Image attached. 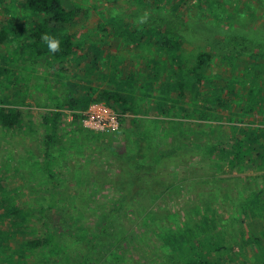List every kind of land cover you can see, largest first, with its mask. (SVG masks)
I'll return each mask as SVG.
<instances>
[{"label": "rangeland", "instance_id": "rangeland-1", "mask_svg": "<svg viewBox=\"0 0 264 264\" xmlns=\"http://www.w3.org/2000/svg\"><path fill=\"white\" fill-rule=\"evenodd\" d=\"M154 1L149 6L148 0H144L139 7L136 0H72L81 19L52 35L70 32L76 46L82 50L104 35L106 22L116 18L129 21L132 27L148 25L177 36L186 44L181 53L187 59L190 54L212 53L206 72V79L215 82L211 91L231 92L233 89L235 97L230 103L233 107L223 117L217 116L211 123L194 127L191 117L182 114L181 118H185L174 119L173 127L169 124L171 132L176 134L179 127L184 131L185 141L190 139L205 146L222 141L215 130L226 136L227 126L242 128L246 124H261V118L248 119L242 109L258 104L255 81L264 82V0ZM21 2L0 0V30L9 26L19 31V36L9 40H2L0 36V106L11 108L21 116L15 129L0 126V185L13 191L28 213L33 235L41 236L48 230L67 256L76 257L86 252L96 264H170L166 261L170 246L162 236L188 232L192 237H200L203 235L202 228L198 229L200 221L216 217L217 230L230 241L231 253L236 257L234 264H241L243 258L251 256V248L247 245L243 250L241 239L244 234L246 237L254 235L257 226L249 223L260 224L264 220L243 222L234 206L260 193L264 215V169L248 171L245 167H236L231 170L227 164L218 165L187 148L160 167L148 169L144 173L149 180L146 184L126 189L121 184L125 179L122 160L126 149L123 145L132 141L121 134L119 119L111 110L93 103L86 110H63L61 126L54 134L50 158L45 164L44 134L51 131L43 126L41 118L45 112L57 111L54 107L63 102L65 86L48 61L37 55L36 47L28 46V37L35 29L37 31L35 26L39 18ZM45 43L42 41L36 46L45 50ZM97 43L106 52L98 57L96 73L100 82L92 95L99 89L111 87L109 80L113 72H117L115 79L123 75L120 72L125 59H122L123 51L108 49V45H115L112 41ZM151 44L144 43L129 56L138 53L144 59L155 60L152 56L160 50H154V44L150 49ZM138 69L139 64L134 63L130 71ZM257 70L262 73L258 78ZM77 74L85 78L89 68L82 66ZM125 77L121 87L127 91L130 87ZM127 97L131 99L133 95ZM188 108L186 106L185 111ZM144 111L145 114L131 118L125 126L129 129L137 126L156 139L161 125L156 119L160 115L156 111ZM74 115L80 118L75 120ZM89 132L98 133L101 138L91 141ZM178 138L174 141L176 147L182 145ZM158 147L169 151L164 143L160 142ZM252 175L257 176L256 183L260 187H227V194L219 190L220 187L192 183L211 176L229 179ZM180 181L183 182L179 186L193 187L190 193L188 189L165 193L160 186ZM124 194L123 207H116ZM107 217L112 219L107 224L111 232L109 238L99 234L102 218ZM123 238L129 241L122 242ZM107 241L114 242L109 250L102 247ZM114 257L117 262H113ZM51 261L46 251L38 250L30 255L28 264H53Z\"/></svg>", "mask_w": 264, "mask_h": 264}, {"label": "trees", "instance_id": "trees-1", "mask_svg": "<svg viewBox=\"0 0 264 264\" xmlns=\"http://www.w3.org/2000/svg\"><path fill=\"white\" fill-rule=\"evenodd\" d=\"M136 2L139 7H142L144 0H136ZM154 2V0H148V5L151 6L150 4H154ZM21 3L26 10L39 18L35 26L37 31L35 29L34 33L28 37V46L36 47L37 55L48 61V65L54 73L62 77V83L65 86L63 102L54 107L57 111L45 112L41 118L43 126L51 131H46L44 134L43 158L45 164L50 158L51 148L55 140L54 134L61 126L63 110L78 108L86 110L88 105L93 103L103 104L111 110L119 119L121 134L132 141L123 145L126 149L122 160L125 179L121 184L126 189L146 184V181L149 180L144 173L148 169L154 170L160 167L163 162L170 160L172 156H177L183 149L187 148L190 151H198V156L212 159L218 165L227 164L231 170L236 167L241 169L245 167L248 171H262L264 169L263 81H255L258 88L256 89L258 93L256 102L258 104L249 105L248 109L243 106L242 109L244 110L242 114L248 119L261 118V124H246L242 128L237 125L227 126L229 133L226 136H221L222 131L215 130L214 133L220 135L222 141L200 146L190 139L185 141L183 139L184 131L179 127L176 129V134H173L169 124L173 127L175 123L172 121L174 119L189 116L191 117V126L199 127V125L211 123L212 120L217 119V116L223 117L224 113L233 107L230 104L235 97L233 89L231 92L228 90L211 91L215 82L206 79V72L212 59L211 52L190 54V58L187 59L181 53L186 44L177 36L163 33L153 26H150L152 28L148 25H140L139 28L138 26L132 27L129 21L116 18L106 22L105 29L107 32L104 35L94 39V42L85 45L80 50L70 32L56 37L52 35L61 28L68 29L81 19V16L75 12V5L72 0H22ZM38 25H41L42 29H39ZM45 34L59 41L60 50L57 53H49L46 43L45 50L37 48V43L43 41L41 36ZM0 36L2 40L4 38L9 40L19 36V31L7 26L6 30H0ZM98 41L102 43L112 41L115 45H108V49L115 52L123 51L124 57L122 59H125L122 63L123 71L120 72L123 75L115 79L117 72H113L109 80L111 87L99 89L92 95L94 87L98 86L100 82L99 74L96 73L99 70L98 57L106 52V50H102V47L97 43ZM146 42L152 43L150 49L154 44V50H160L157 54L155 52L156 55L153 54L152 58L155 60L144 59L143 55H138V53H135L136 56H129L131 51H136L139 46ZM76 59L78 60L76 61ZM134 63L139 64V71H130ZM82 66L89 68V75L85 78H79L77 74ZM260 75L262 73L257 70V78ZM124 76L128 81L126 85L130 87L127 91L121 87L124 86L122 81ZM248 92H251V89ZM128 94H132L133 97L128 99ZM186 106L189 107L187 111H185ZM144 110L156 111L160 115V118L156 119L158 120L156 122L161 124L158 131L159 139L158 137L156 139L151 137L145 131H140L137 126H133L131 129L126 128V122L131 118L140 116V114H145ZM182 114H185V117L181 118ZM73 118L78 120L80 116L74 115ZM20 121L21 116L18 112L0 106L1 127L15 129ZM176 137L181 139L182 145L180 147L174 145ZM88 138L95 141L99 140L101 135L89 132ZM160 142L164 143L169 151L165 152L163 148L158 147ZM46 168L47 165H45ZM49 177L52 178L51 175ZM256 179L257 176L253 175L229 179L211 176L192 183L220 187L219 190L227 194V187H244L245 189L253 186L260 187L256 183ZM182 182L161 183L160 186L163 187L165 193H171L178 189H188V193H190L193 187L179 186L178 184ZM215 190L217 191V189ZM259 195L260 193L248 201H238L234 206L237 216L241 217L243 222L248 221L249 223L255 219L264 220ZM125 202L126 195L124 194L115 206L122 208ZM143 206L146 207V204ZM28 216L23 206L17 201L14 192L8 187L0 185L1 264H28L30 255L38 250L46 251L53 264H93V262L96 264L95 259L86 252L76 257L67 256L61 251L54 234L48 230L45 231L44 235H33ZM111 221L112 219H108V217L102 218L103 225L101 224L100 227V235H106L107 238L111 237L109 225H107ZM206 222L209 223L208 227H205ZM215 223L217 224L216 217L207 219L205 222L200 221L198 229L202 228L203 232L200 237H192L193 234L190 235L188 232L162 236L164 242L170 246L166 261H170V264H234L236 257L231 253L230 241L226 235H220ZM249 224L257 226L255 233L252 236L248 235V237L244 234L241 243L243 250L248 245L253 253L248 258H243L241 264H264V223ZM243 230L244 227H242ZM125 241H129V239L123 238L122 242ZM119 242L121 243V241L117 243ZM113 246L114 242L111 241L102 245L107 250ZM242 256L244 257L243 254ZM114 261L117 262L116 257H114Z\"/></svg>", "mask_w": 264, "mask_h": 264}, {"label": "clouds", "instance_id": "clouds-1", "mask_svg": "<svg viewBox=\"0 0 264 264\" xmlns=\"http://www.w3.org/2000/svg\"><path fill=\"white\" fill-rule=\"evenodd\" d=\"M41 39L46 42L49 53L55 54L60 50V43L58 40L51 38L48 35H42Z\"/></svg>", "mask_w": 264, "mask_h": 264}, {"label": "built area", "instance_id": "built-area-1", "mask_svg": "<svg viewBox=\"0 0 264 264\" xmlns=\"http://www.w3.org/2000/svg\"><path fill=\"white\" fill-rule=\"evenodd\" d=\"M117 124V123H116Z\"/></svg>", "mask_w": 264, "mask_h": 264}]
</instances>
